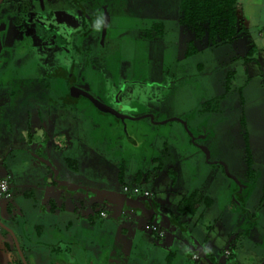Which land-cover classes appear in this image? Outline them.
Instances as JSON below:
<instances>
[{
    "label": "rangeland",
    "instance_id": "1",
    "mask_svg": "<svg viewBox=\"0 0 264 264\" xmlns=\"http://www.w3.org/2000/svg\"><path fill=\"white\" fill-rule=\"evenodd\" d=\"M50 2L52 18L35 20L29 12L19 16L23 30L13 32L11 71L0 65V176L10 178L9 203L16 215H3L0 199V220L15 230L24 221L29 237L35 222H56L49 231L50 248H58L59 258H69L65 250L71 244L77 257L120 248L130 264H261L264 86L253 77L243 88L240 42L206 47L179 24V0H82L87 14L98 5L110 17L104 43L102 28L93 30L88 41L103 64L104 72L94 78L90 75L99 67L89 65L87 77L96 90L108 96L109 89L120 90L125 81L131 89L125 97L135 107L156 122L185 120L197 137L192 142L180 122L152 124L145 118L127 122L130 141L110 114L68 94L67 72L74 59L67 51L83 28L82 12L66 0ZM65 4L72 12H57ZM50 24L55 29L48 32ZM154 24L163 26L161 36ZM6 34L0 30V43ZM44 37L67 51L44 46ZM191 46L196 52L187 56ZM202 148L239 184L223 166L208 163ZM124 186L146 189L152 197L112 194H123ZM191 192L199 206L187 216L177 205ZM100 211L106 216L100 217ZM151 225L164 236L146 228ZM17 236L30 261L23 235ZM1 257L0 264H20L8 250Z\"/></svg>",
    "mask_w": 264,
    "mask_h": 264
},
{
    "label": "flooded vegetation",
    "instance_id": "2",
    "mask_svg": "<svg viewBox=\"0 0 264 264\" xmlns=\"http://www.w3.org/2000/svg\"><path fill=\"white\" fill-rule=\"evenodd\" d=\"M47 1L49 3V6H50L49 8L46 7L43 0H1L0 1V30L7 32V34H6L7 37L5 39V43L4 44L2 42L0 43V65L4 66V69L11 71L10 66H8V64L16 55V54L14 55V49H13L14 43H16V42H11V41H12L14 30H16V29L17 30H19V29L23 30V27L19 22V20H20L19 16H22V15L27 14L29 12L28 14H31L32 16L36 17L35 20H38L39 18H43V19L52 18L54 8H52V6H51L52 5L50 2L51 0H47ZM66 2H68L71 6L73 5V7H75L76 9H78L79 11L82 12L83 28L72 36V40L69 43V50L68 51L65 50V48L67 49V47L63 48L62 45L61 46L58 45L57 42H53L50 38H48V41H47L46 38L44 37V40H45L43 42V43H45L44 46L49 48V47H53V45H57V47H60V48L62 47L65 50L64 52L67 51V53H70V50H71V53L73 55L72 58L74 59V61L71 65V69L67 72V91H68V94L74 98H83V99L89 101L87 98H85L80 93V91L87 92L90 95H92L94 98H96L98 101L102 102L103 104H106L107 106H110L113 109L119 111L124 116L123 123L126 124V134L127 135H125V132L123 130L124 135H125L127 140L134 141L133 136L130 135L129 132L127 131V122L137 121L136 120L137 118H139L143 115L150 114V113L147 111H143L142 108L135 107L131 103L130 97H129V99L125 97L126 92L128 91V93H130V91H131V89H127L128 83L124 81L120 90H118V87H115V86L112 87L111 89H109V91H107L108 96H103L99 93V90H96L97 88H95L92 81L91 82L89 81L90 78H94V76L101 75L104 71L102 68L103 64L99 60L101 58H99L98 56L95 55V53L92 51V48L89 46L88 41L93 36V33H92L93 30L97 29L99 32V31H101V28H102L100 41H101V44L104 43V41L106 39V35H107V27L110 23V17L104 11L103 6L99 7L98 5H96L95 7H92V9L94 11L89 15V14H87V11H86L87 7H84L82 5V0H68V1L66 0ZM39 4L41 5V7ZM70 5L65 4L63 6V9H61L59 11L56 10V11L62 12V13H71L73 9L72 8L68 9V7ZM6 19L9 22V24H7V25H5L6 23H4V22H6ZM88 24H90V26L92 27V28L90 27L91 29L88 27ZM52 29H55V26L50 24L49 27L47 28V31L52 30ZM145 35L146 36L148 35L147 31H146ZM75 60H76V62H75ZM81 63H83V67L81 70H79ZM94 64L98 65L99 71L98 72L96 71V72H94V74H91L90 78L88 79L87 76H88V72H89V65L93 66ZM75 69H78L77 70L78 74L76 73ZM80 74L85 75L83 79H81ZM91 76H93V77H91ZM70 85L77 88L74 90V92H76L77 95H72L71 90H70ZM86 85L89 87H87ZM77 90L78 91L80 90V91L78 92ZM109 116H110V120L113 122V125L118 123L119 125L121 124L123 127V123L120 119H118L116 116H114L112 114H110ZM146 119H148V118H146ZM162 155H163V151H162ZM159 169H160V164L157 167H155L154 171H157ZM144 190H146V189H144ZM238 192L240 193L241 189ZM123 194L126 196L128 193H123ZM10 195H11V189H10ZM150 197H152V195H150L149 197H144V198H150ZM10 198H11V196H10ZM10 198L6 201L2 200L3 202L1 205V211H2L3 215L14 217L16 215H13L14 214L13 213L14 206L9 203ZM101 212H103V211H100V213ZM17 214H19V212ZM105 216H106V214L104 216H101V214H100V217H105ZM0 223H1L0 228H2V225L9 227L7 225L8 224L7 221L3 222L0 220ZM24 223L25 222H22L21 225H23L25 236L28 235L26 237H29L28 230H26ZM148 227H150V226H147L146 228L148 229ZM157 229L160 230L159 228H157ZM160 231L162 232L161 237L157 236L156 232H152V231L151 232L154 233L157 237L162 238L164 236V232L162 230H160ZM14 233H15V231H14ZM7 234L10 237L11 243L13 245V249L15 250L16 256L18 257V261L20 262V264H22V262L20 261V258L18 256L17 250L15 248L12 237L10 236V234L8 232H7ZM16 237L18 240L17 234H16ZM66 246H64V247H66L65 251L68 252V255H67V256H69L68 259L63 258V257L59 258L58 256H55L56 255L55 253L58 250V248L55 247L53 249L49 248L47 253H44L43 251H40L42 249L39 248L40 249L39 250L37 248L36 249V255L31 254L30 251H28V254L31 256L30 261H27V257H26L27 253L23 252L21 245H20V248H21V250L25 256L26 264H130L129 258L125 257V255H123V252H122L123 250L120 248H117V249L115 248L114 250L113 249L107 250L106 252H104L100 255L98 253H93L92 255L89 256L88 254H90V253H88L87 255H85V257H83V256L77 257V256H74L72 253L73 252L72 250L74 249V247H72L71 244H68ZM2 250L3 251L7 250V248H2ZM84 250H85V248H84ZM85 251H87V250H85ZM132 254H133V250L131 251V255ZM33 255L35 258L33 257ZM225 255L230 256L231 254H230V252L226 251ZM50 256H52V257H50ZM194 258L197 259L196 256ZM261 264H264V261Z\"/></svg>",
    "mask_w": 264,
    "mask_h": 264
},
{
    "label": "crops",
    "instance_id": "3",
    "mask_svg": "<svg viewBox=\"0 0 264 264\" xmlns=\"http://www.w3.org/2000/svg\"><path fill=\"white\" fill-rule=\"evenodd\" d=\"M237 4L238 18L244 27V31L237 35L233 40L229 41V43L240 42L241 47L244 50V55L239 56L242 60L243 66L240 70L244 73V76H246L243 88L249 84V80L253 77L259 78L263 84L262 86H264V0H237ZM0 111L2 110L0 109ZM51 209V213H53L54 207L51 206ZM184 215L191 216L192 214L186 213ZM55 224L56 222H53L52 224L45 226L42 223L35 222L34 227L37 228L30 231V233L33 234L31 237L25 236L23 225L17 224V229L15 230L14 227L13 229L16 234L19 233L23 235L27 244L26 249H28L31 254L36 255L37 248H40L42 249H39L40 251L47 253L50 246H52L53 235H51L49 231ZM37 240L40 245L36 244L35 241ZM0 245V263L2 262V248H7V250L11 252L13 260L18 261V257L16 256V252L13 249V245L7 232L4 234L0 233ZM201 248L203 251L208 252V248ZM193 257H195V255ZM179 264L184 263L180 262Z\"/></svg>",
    "mask_w": 264,
    "mask_h": 264
},
{
    "label": "trees",
    "instance_id": "4",
    "mask_svg": "<svg viewBox=\"0 0 264 264\" xmlns=\"http://www.w3.org/2000/svg\"><path fill=\"white\" fill-rule=\"evenodd\" d=\"M178 22L194 38L202 40L206 47L227 43L244 31L238 18L237 0H179ZM153 28L159 36L163 34L161 24H154ZM147 37H152L149 32ZM195 52V47L191 46L187 56ZM119 176H122V170ZM140 178L141 175L138 174L137 180ZM198 206L196 193H191L181 199L177 210L183 214H194Z\"/></svg>",
    "mask_w": 264,
    "mask_h": 264
},
{
    "label": "water",
    "instance_id": "5",
    "mask_svg": "<svg viewBox=\"0 0 264 264\" xmlns=\"http://www.w3.org/2000/svg\"><path fill=\"white\" fill-rule=\"evenodd\" d=\"M1 1V0H0ZM77 89L75 87H73L72 85H70V90H71V93L72 95H77L76 92H74V90ZM78 91V90H77ZM80 91V90H79ZM78 91V92H79ZM80 93L85 97L87 98L95 107L98 111L100 112H103V113H107V114H112L114 116H116L118 119H120L123 123V118L124 116L117 110L113 109L112 107L110 106H107L106 104H103L102 102L98 101L96 98H94L92 95H90L89 93L87 92H83V91H80ZM144 118H148L152 124H166L168 122H171V121H177V122H180L183 127L185 128L187 134L189 135L190 139L192 140V142H195V140L197 139V137L193 136V134L191 132H189L188 128H187V124H186V121L185 120H181V119H178V118H169V119H165V120H162V121H159V122H156L154 121V117L153 115L151 114H147V115H143L139 118H137L136 120H141V119H144ZM123 130L125 132V135L126 134V124L123 123ZM204 153H205V156H206V160L208 163H212V164H219L221 166L224 167V170H225V173L232 179L235 181V183L239 184V181L234 177L232 176L231 174H229L228 170H227V167L222 163V162H210L209 161V154H208V151L205 149V148H202ZM44 161V160H42ZM45 162V161H44ZM54 180L55 177H54ZM62 183H67V182H63V181H60ZM77 189H82V190H89V191H99V190H94V189H87V188H84V187H81V186H73ZM100 192V191H99ZM104 192V191H102ZM113 195H116V196H120V197H125L124 194H119V193H115V192H112ZM5 205V204H4ZM2 227L10 234V236L12 237L13 239V242H14V245H15V248L17 250V253H18V256L20 258V261L22 262V264H26V259H25V256L20 248V244L17 240V237H16V234L14 233V231L12 229H10L9 227L7 226H3Z\"/></svg>",
    "mask_w": 264,
    "mask_h": 264
},
{
    "label": "built area",
    "instance_id": "6",
    "mask_svg": "<svg viewBox=\"0 0 264 264\" xmlns=\"http://www.w3.org/2000/svg\"><path fill=\"white\" fill-rule=\"evenodd\" d=\"M10 178L9 176H0V199L3 201H6L10 198ZM123 193H133L135 196H143V197H149L151 194L149 191L144 189H139L138 187H135L133 190H131L129 187L124 186L123 187ZM101 216H104L105 213L101 212ZM149 230L152 232H156L158 236H162V232L156 228V226H150L148 227Z\"/></svg>",
    "mask_w": 264,
    "mask_h": 264
}]
</instances>
